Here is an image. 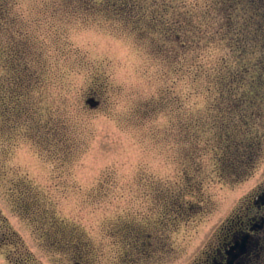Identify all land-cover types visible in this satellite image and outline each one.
<instances>
[{"label": "rangeland", "instance_id": "rangeland-1", "mask_svg": "<svg viewBox=\"0 0 264 264\" xmlns=\"http://www.w3.org/2000/svg\"><path fill=\"white\" fill-rule=\"evenodd\" d=\"M263 184L264 0H0V264H188Z\"/></svg>", "mask_w": 264, "mask_h": 264}, {"label": "flooded vegetation", "instance_id": "flooded-vegetation-1", "mask_svg": "<svg viewBox=\"0 0 264 264\" xmlns=\"http://www.w3.org/2000/svg\"><path fill=\"white\" fill-rule=\"evenodd\" d=\"M242 217L221 228L218 237L188 264H262L264 257V184ZM244 218V219H243Z\"/></svg>", "mask_w": 264, "mask_h": 264}, {"label": "water", "instance_id": "water-1", "mask_svg": "<svg viewBox=\"0 0 264 264\" xmlns=\"http://www.w3.org/2000/svg\"><path fill=\"white\" fill-rule=\"evenodd\" d=\"M91 102H92L91 100H88V101H87V103H89V104H91V105L94 104V103H91Z\"/></svg>", "mask_w": 264, "mask_h": 264}, {"label": "trees", "instance_id": "trees-1", "mask_svg": "<svg viewBox=\"0 0 264 264\" xmlns=\"http://www.w3.org/2000/svg\"><path fill=\"white\" fill-rule=\"evenodd\" d=\"M262 264H264V257L262 258V261H261Z\"/></svg>", "mask_w": 264, "mask_h": 264}]
</instances>
